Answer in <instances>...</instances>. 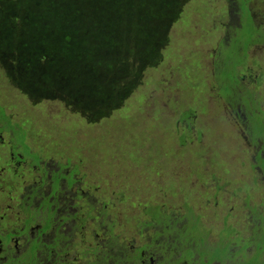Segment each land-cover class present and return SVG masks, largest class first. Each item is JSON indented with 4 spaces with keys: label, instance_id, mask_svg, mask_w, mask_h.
Returning a JSON list of instances; mask_svg holds the SVG:
<instances>
[{
    "label": "rangeland",
    "instance_id": "374dc122",
    "mask_svg": "<svg viewBox=\"0 0 264 264\" xmlns=\"http://www.w3.org/2000/svg\"><path fill=\"white\" fill-rule=\"evenodd\" d=\"M115 1L114 5V0H98L97 12L107 14L114 6L108 21L119 27L113 34L123 41L120 47L130 48L141 42L138 46L145 50L146 61L136 64L132 54L128 56L131 67L119 57L114 60L121 64L112 67L104 77V81L109 77L105 96L113 94L111 106L98 109L88 103L85 105L90 108L88 113L83 112L80 103L88 102L92 88L81 92L75 105L50 92L39 96L27 83L18 81L22 78L20 72L2 71L10 62L2 65L0 61V106L10 122L24 125L26 142L39 157L34 154L28 157L24 147L20 152L34 164L41 156L46 158L47 169L45 179L40 180L42 170L16 161L20 156L12 152V135L7 128L2 129L0 120L1 233L28 226V209H36L41 200L34 196L38 189V195L56 196L60 200L53 207H58L57 210L52 211L77 212L74 220L60 227L52 219L51 235L47 237L50 241L54 233L68 234L74 224L81 223L70 239L74 243L73 252L67 254L75 258L74 264H83L85 252L95 247L96 242L120 255L110 243L112 235L117 237L115 244L122 243L131 253L148 244L155 228L142 226L148 216L143 210L153 204L167 208L175 216H184L190 208L202 229L210 232L208 244L219 241L225 225L242 239L247 238L256 221L246 202L264 210V180L254 160L256 148L262 149L263 143L256 145L246 123L241 121L246 107L237 98L235 109L239 114L234 112L220 93L218 78L214 77L215 62L223 60L222 53L230 43L227 1L136 0L143 3V10L131 15L129 6L122 16L118 12L123 0ZM147 4L152 7L147 9ZM248 7L255 24L264 29V0H249ZM93 12L96 11L91 10L76 21L80 23L78 32L68 33L71 50L76 52L84 47V41L98 35L100 23L92 17ZM57 15L58 12L49 13L46 33L61 37L58 22L56 29L53 26ZM109 30L112 31L111 25ZM133 31H137L135 35ZM19 33L21 36L23 30L19 29ZM48 35L42 40L44 43ZM32 39L37 40L29 36L26 43L41 41V36L34 31ZM3 51L2 48L0 53L5 54ZM25 51L16 54L15 62L31 55ZM151 51L155 54L158 51L159 56L150 58ZM34 60L38 61L37 56ZM238 78L240 96L251 90V105L264 114V43L248 48ZM249 123L257 128L261 125L254 116ZM62 173L65 176L55 180V175ZM25 193L28 197L24 198ZM48 203L44 198L40 211L45 208L48 212ZM99 210L104 214H99ZM48 218L46 213L45 222ZM158 240L168 242L164 236ZM24 241L22 234L11 236L5 246L1 244L0 264L19 255L12 248L17 245L20 250L25 249ZM234 247L229 258L213 264H237L239 257L234 259L237 250ZM150 252L152 258L147 260L151 264H170L169 259L180 257L177 263L187 264L180 249L171 253L161 245V249L150 248ZM212 253L225 255L222 249ZM54 258L53 250L49 261ZM194 259L198 260V256ZM107 264H114V260H107Z\"/></svg>",
    "mask_w": 264,
    "mask_h": 264
},
{
    "label": "trees",
    "instance_id": "16d2710c",
    "mask_svg": "<svg viewBox=\"0 0 264 264\" xmlns=\"http://www.w3.org/2000/svg\"><path fill=\"white\" fill-rule=\"evenodd\" d=\"M14 1L15 2L0 0V51L3 48V52L5 53H0V61H2V65H6L10 62V66H5V69H2V71L14 70L15 74L20 72L22 78L18 81L27 83L30 90L33 89L39 96L42 95V97H44L43 94L50 92L56 96H60L68 103L76 104L77 98L82 96L79 94L92 88L88 93V102L82 100V104L80 103L79 107L83 109V112L88 113L90 108L85 106L88 103L92 107L98 109L106 105L109 107L111 106L109 105V101L113 94L109 95V97L105 96L109 77L106 81H104V77L108 76L109 72L112 71V67L115 69V65L121 64L119 60L117 63H115L114 60L119 57L122 62L125 61L126 64L131 67L128 56L132 54L136 59V64H142L146 61L143 57L145 50L140 49L138 46L141 42L130 48L122 49L120 47L123 41L113 34L119 27L113 25V21L110 23L108 21V14L114 6L105 14L104 11L100 13L97 12L100 8L98 0H53L52 2H45L46 0ZM227 2L229 5V23L227 30L228 33L230 32V43H228V47H225L222 53L223 60H217L215 62L216 72H214V77L218 78L220 93L224 96V99L234 112L237 113L238 111L235 109L237 98L240 99L241 105L245 106L247 109V113L244 118H241V121L242 123H246V127L250 130L248 134L252 140L256 142V145L263 143L262 149L259 150L256 148L254 160L255 166L261 171L260 175L264 180V114L258 107L251 105V102L253 103L251 90H246L242 97L238 90L241 86L240 83H238L240 81L238 78L239 66L243 65L250 46L264 43V29L260 28L261 25L256 26L254 24L247 6V0H227ZM81 4L83 5L82 8ZM115 4L116 1L114 0V5ZM129 6L131 8V15H136L143 10V3L141 1L123 0L118 12L119 16H122L124 12L127 13V7ZM146 6L147 9L152 7V5L148 4ZM91 10L97 12H93L92 17L96 20V23H100L97 30L98 35H94L84 41V47L81 49L78 48L75 52L71 50L68 45L67 35L71 30L78 32L76 28L80 27V23L76 21ZM152 10L154 11L153 8ZM50 12H58L55 18L57 19L56 24L53 26H55L56 29L58 22L60 25V32L62 33L61 37L55 34H49L50 32L46 33L49 26L47 20L49 19L48 15ZM110 25L112 26V31L109 30ZM19 29L23 30L21 36ZM34 31L39 33L41 41H29V43H26L29 36L31 40H37L32 39ZM134 32L137 31L132 32L135 35ZM46 34H49V38L46 40L47 42L44 43L42 40L46 37ZM140 36L141 34H139L138 37L140 38ZM152 37L150 39H152ZM51 42H53V45H51ZM224 44L225 42L222 39L220 41V47L223 48ZM21 51H25V54H31L29 56L30 58L27 56L21 59L17 58V62H15L16 54ZM150 53V58L159 56L158 51L157 54H155L154 51ZM35 56H37L38 61L34 60ZM110 56H112V60ZM237 57L239 59L234 62V59ZM33 70L34 73L31 72ZM222 71H224V74H221ZM111 78L112 75L110 81ZM127 88H125V90ZM83 99L88 98L83 96ZM107 114L105 110L104 115ZM251 116L257 117V124H261L258 128L255 124L252 126V123H249ZM0 120L3 123L2 129L7 128L8 132L12 135L10 141L13 153L15 151L16 154H21L22 157H19L21 159H30L28 157L32 154L39 157L38 153L35 152L36 150H32V147L26 142L27 130L23 127L24 125L10 122L9 116L2 106H0ZM21 147L25 148L28 157H25L20 152ZM42 158L41 156L39 160H42ZM60 169L61 167L57 170L60 171ZM53 198H56V196ZM54 200L56 201V199ZM50 206L51 203H48L47 208ZM246 206L249 207V212H252V218L256 221L254 224L252 223L250 235L242 239L232 227L225 225L222 230V237H219V241L208 244L210 232L202 229L199 218L192 214L190 208H188L184 216H175L172 212L168 211L167 208L165 209L158 204L150 205L143 210L148 216L145 221L142 222L143 227L149 226L155 228L153 236L148 244H144L141 248L131 253L122 243L115 244L114 239L117 237L112 235L110 237V241L112 240L110 243L117 247V251L120 252V255L113 254L111 247L109 250H105L104 246L100 247V242H96L97 245L95 247L85 252L87 256L82 263L107 264V260L112 259L114 260V264H145L142 260L151 264L150 260H147V258H152L150 248L161 249V245H163L165 250L171 253L180 249L182 259H185L187 264H195V262H197V264H213L229 258L235 245L237 250L234 259L239 257V259H236L235 263L264 264V210L260 211L256 209V207L250 206L247 202ZM41 207L42 206H38L34 210L28 209L29 215L26 219L28 226L21 230L18 229L19 234H16V231L8 233L9 237L20 236L27 233L29 227L38 225L35 236L31 238L27 244V249H23V253L19 255L18 260L21 261L22 264H41V262L45 261L44 253L46 247L53 248L58 246L56 248L59 249L60 253V255L58 254V258L63 256H67L68 258L67 254L73 252L72 245L74 243H72L70 239L74 234V230L76 228L78 230L80 229L81 223L74 224L70 230L71 232L68 234L56 233L54 238L50 240L51 242L47 244L46 242L49 241L46 239L43 240L44 237L42 234H51V221L52 219L54 220L53 216L55 214L54 211L50 209L46 212L45 208L40 211ZM46 213H48L49 218L45 222L44 218ZM99 214H104V212L99 210ZM76 215V211L73 213L63 211L60 213L58 220L61 223L66 221L71 222V220L76 218ZM40 218H42V220H39ZM231 228L234 231H232ZM161 236H164L168 242L159 241L158 239H160ZM2 238L3 237H1V239ZM169 240L171 241L169 242ZM31 241H34L32 245L30 244ZM250 246H253L251 249L252 251H247V248ZM220 249H222L223 254H225L222 255V257L220 255L216 256L217 253H212L213 250ZM141 250H144V253L140 254ZM195 255L198 256V260L194 259ZM69 257L71 256L69 255ZM56 260L57 259L51 260V263H54ZM179 260H181V257L175 260L169 259L168 262L170 264H178L177 262Z\"/></svg>",
    "mask_w": 264,
    "mask_h": 264
},
{
    "label": "flooded vegetation",
    "instance_id": "af4514ba",
    "mask_svg": "<svg viewBox=\"0 0 264 264\" xmlns=\"http://www.w3.org/2000/svg\"><path fill=\"white\" fill-rule=\"evenodd\" d=\"M227 1V0H226ZM248 2H249V0H247V6H248ZM227 6L229 7V5H228V2H227ZM249 8V7H248ZM249 10H250V8H249ZM250 13H251V10H250ZM251 17H252V19H253V16H252V14H251ZM253 22H254V24H255V21H254V19H253ZM256 26H260V25H257V24H255ZM261 29H262V27H260ZM14 154V153H13ZM14 156H15V154H14ZM19 156H21V154H19ZM22 157V156H21ZM16 161H21V162H23V163H28L30 166H32L31 168H33V169H38V170H42L43 171V176L40 178V180H43V179H45V175H46V172H47V169H45L44 168V166H45V164H46V158H42V160H39L36 164H34V163H32L31 161H30V159H21V158H19V159H17ZM62 175L63 174H59V175H55V180H57L58 181V179L59 180H61V178H63L62 177ZM64 176V175H63ZM65 179V178H64ZM66 180V179H65ZM29 191H27V193H28ZM38 192H39V190L38 189H35V199L36 198H41V200L40 201H38L39 203H38V206H41V202H42V200L44 199V198H46V199H48V202L49 203H51V206L50 207H48V209H50V210H57L56 208H58V207H55V208H53L55 205H57V202L59 203L60 202V200L58 199V198H53V197H43V195H38ZM27 193H25L24 194V198L25 197H28V195H27ZM30 196H31V194H29ZM54 199H56V201L54 200ZM36 200H38V199H36ZM33 201V200H32ZM35 205V204H34ZM36 208H37V206H36ZM54 214L56 215V214H58V211H54ZM59 216H60V214H58V215H56V216H54V217H57V218H54V222L55 223H57L58 224V227H60V225L62 224L59 220H58V218H59ZM26 224H27V222H26ZM23 228H25V227H23ZM23 228H20L19 230H21V229H23ZM37 229H38V225H35V226H31V227H29V230H28V232L27 233H25L24 234V237H25V241H24V244H25V248L27 249V244H28V242L30 241V239L31 238H33L34 236H35V234H36V231H37ZM8 233H10V232H8L7 231V233H5V234H2L1 233V231H0V245L1 244H3L4 246H5V244L9 241V239H10V237L8 236ZM16 234H19V232H18V230L16 231ZM58 234V233H57ZM41 235V234H40ZM51 234H48V233H43L42 234V236L44 237V239L43 240H47V237L48 236H50ZM54 235H55V233L53 234V237L52 238H54ZM18 236V235H17ZM1 237H3L2 239H1ZM51 241H49V242H46L47 244L48 243H50ZM52 247H53V245H52ZM58 246H55V247H53V248H48V247H46V250H45V257H44V259H45V261H43V262H41V264H64V263H68V264H74L75 263V259L73 258V257H69L68 256V258H67V256H63V257H61V258H58V256L60 255V253H59V249H56ZM2 249H4V248H2ZM56 249V250H55ZM53 250H54V253H55V258L54 259H57L54 263H51V261H49V256L51 255V253H53ZM12 251H16V252H20V253H23V251L22 250H20L19 248H18V246L16 245L15 246V248L13 249L12 248ZM59 254V255H58ZM64 254V253H63ZM20 255V254H19ZM19 255H17L14 259L13 258H8L7 259V261H4L3 263H6V264H11L10 263V261H12V264H22V262L21 261H19L18 259H19ZM2 263V264H3Z\"/></svg>",
    "mask_w": 264,
    "mask_h": 264
}]
</instances>
